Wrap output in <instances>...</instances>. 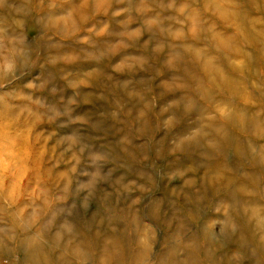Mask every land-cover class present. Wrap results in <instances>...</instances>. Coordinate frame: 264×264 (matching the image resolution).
<instances>
[{
    "label": "rangeland",
    "instance_id": "obj_1",
    "mask_svg": "<svg viewBox=\"0 0 264 264\" xmlns=\"http://www.w3.org/2000/svg\"><path fill=\"white\" fill-rule=\"evenodd\" d=\"M0 99V264H264V0H0Z\"/></svg>",
    "mask_w": 264,
    "mask_h": 264
},
{
    "label": "bare ground",
    "instance_id": "obj_2",
    "mask_svg": "<svg viewBox=\"0 0 264 264\" xmlns=\"http://www.w3.org/2000/svg\"><path fill=\"white\" fill-rule=\"evenodd\" d=\"M224 44V43H223ZM0 106H2V107H0V109L1 110H3V111H1L0 110V112H2L3 114H5V103H3L2 101H1V99H0ZM233 106V105H232ZM238 107H236L235 109H233V111H232V114L234 113V118L237 120V122L240 124V126L243 124V123H245V120H247V117H246V114H244V115H242L241 113H240V111L237 109ZM232 109V108H231ZM249 116V115H248ZM246 117V118H245ZM254 122H255V119H253V118H251ZM6 123V122H5ZM7 126L8 127H13L10 123L9 124H7ZM12 131H14V130H12ZM15 136L13 135V133H11V135H9V134H7V135H4V134H1L0 133V147L2 146V144L4 145V144H6V143H4V142H8V141H10V142H12V141H15V138H14ZM1 185H2V183H1V180H0V187H1ZM21 208V207H20ZM19 208V209H20ZM194 246V245H193ZM73 247V246H72ZM71 247V248H72ZM192 247V246H191ZM117 249H115V253H114V255L115 256H119V254H120V252H117L116 251ZM206 255H207V253H206ZM136 258H137V260L139 259V256H137L136 255ZM30 261L29 260H27V263L28 264H31V263H29Z\"/></svg>",
    "mask_w": 264,
    "mask_h": 264
}]
</instances>
